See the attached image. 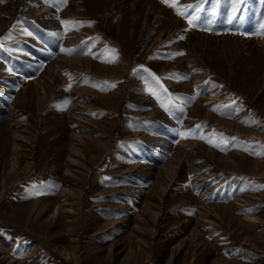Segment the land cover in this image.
I'll return each mask as SVG.
<instances>
[{"label": "rangeland", "instance_id": "1", "mask_svg": "<svg viewBox=\"0 0 264 264\" xmlns=\"http://www.w3.org/2000/svg\"><path fill=\"white\" fill-rule=\"evenodd\" d=\"M149 1L44 0L60 24L53 40L22 16L28 0H0V73L30 79L8 82L3 104L15 124L0 130L1 264H264V43L251 38H264V0ZM176 24L179 51L174 38L153 46ZM56 51L81 61L49 68ZM178 70L198 81L195 96L175 92ZM140 93L160 118L145 121ZM166 119L178 125L157 162L169 171L157 169L131 196L124 190L137 183L119 174L157 152L144 136ZM198 175L211 176L186 188Z\"/></svg>", "mask_w": 264, "mask_h": 264}, {"label": "bare ground", "instance_id": "2", "mask_svg": "<svg viewBox=\"0 0 264 264\" xmlns=\"http://www.w3.org/2000/svg\"><path fill=\"white\" fill-rule=\"evenodd\" d=\"M151 0L148 2V5L150 6V8L152 9V4H151ZM21 4V3H20ZM21 7V6H20ZM24 8V12L22 13V16L23 17H26V16H30L31 19L29 18H26L27 20L29 21H34L33 23H36L38 24L37 26H40L42 27V29H44V31H48L49 35L53 37V40L55 39V37L59 36L61 34L60 32V27H59V22L57 21V16H56V11L53 9V8H50L48 5L45 4L44 0H28V2L25 4V5H22V9ZM248 18H253L254 21H255V18L253 16H247V18L245 19L244 23H245V26H251L253 25L254 23L251 24L252 20H248ZM22 22V21H21ZM29 23V22H28ZM236 24V23H235ZM31 25V23H30ZM238 26V25H236ZM22 27V26H21ZM24 27V25H23ZM186 27V26H185ZM182 28H184V26H180V25H173V27L171 28V30L168 32L169 35L168 37H165L164 39L162 40H159L157 41L153 46H155L157 44V46L161 45V44H164L166 43L167 41H171V38H174L175 39V44L172 45V50H177L179 51V48L181 47V44H182V41L180 40V38H177V36L175 37V33L178 32V31H182ZM229 28V27H227ZM225 28V29H227ZM186 29V28H185ZM224 29V30H225ZM229 30V29H228ZM231 30V29H230ZM16 31L20 32V33H23L24 29L22 28H19L17 29ZM190 31V30H189ZM227 33V32H226ZM188 34V33H187ZM209 35H214L215 33L212 31L210 33H208ZM225 33H221V35H224ZM239 34V33H238ZM20 35V34H19ZM18 35V36H19ZM22 35V34H21ZM160 35V34H159ZM23 36V35H22ZM161 36V35H160ZM243 36V35H242ZM48 37V36H47ZM27 38V37H26ZM251 38H254L255 40L257 41H260L261 43H264V38H258V37H251ZM250 38V39H251ZM20 37H16L14 39H11V43H15V42H19ZM48 40V39H47ZM52 40V41H53ZM173 40V39H172ZM188 40V38H187ZM28 41H33L31 42L32 44H35L38 48L39 46L43 45V42L41 41H36V38L31 35L29 40ZM19 44V43H18ZM35 47V48H37ZM46 48V46H44ZM51 50V49H49ZM44 51V50H43ZM47 51V49H46ZM50 52V51H48ZM28 56V55H27ZM51 56V55H50ZM20 56H18L19 58ZM23 57V56H21ZM53 59L52 61L48 64V67L49 68H52L53 66L54 67H57L58 69L60 70H69L71 68V66L73 64H77V63H80L79 61H81V57L80 56H69V55H66L64 53H61V52H58L56 51L55 53H53ZM16 59V58H15ZM31 61L33 63H38L40 60L34 56H32L31 58ZM185 60V59H184ZM36 67V66H35ZM7 70V68L5 69ZM4 70V71H5ZM187 70V69H186ZM57 71V70H56ZM72 71V70H71ZM163 73H165L163 71ZM162 73V74H163ZM15 73H10V72H1L0 73V82H7V84L5 85L4 84V87L0 89V99L3 97L5 102H2L0 100V130H5V132H8V129L10 127H12L15 123H13L11 121V119L9 118V113H5V104L7 101H6V95H8L9 92L12 91L13 89V84L12 83H8V82H15V81H20V79H24L26 80V84H29V80L28 79H25L22 74L20 75H13ZM176 81H173V84L178 88L177 90H175V92L177 93H188V94H191L192 96H195V94L197 93V87L196 86V83L198 82L196 79H193L192 76L190 77L189 76V72L183 70V71H180L178 70V72L176 73ZM195 77V76H194ZM115 78V77H114ZM32 80L34 81V83L38 84L40 86V89H41V92L43 94V96L45 97L46 99V93H45V90L44 88L41 87V84H40V79L37 77V78H32ZM198 84V83H197ZM198 86V85H197ZM138 88H142V85H139ZM199 89V88H198ZM144 92V91H143ZM178 95V94H177ZM179 97V96H177ZM186 97V96H184ZM140 98L141 99H144L145 98V94H141L140 93ZM190 98V97H189ZM188 98V99H189ZM206 101H213L215 100V98H213L209 92L208 94L204 97ZM180 99L182 100L183 98L180 96ZM185 99V98H184ZM186 100V99H185ZM144 102L146 106L149 107V112H148V115L144 116L145 118V121L147 120H151V118H160V116L163 115V113L161 112L160 109H158L156 107V105L154 104V102H152L150 99H144ZM187 103V102H186ZM72 109L73 108H76L75 105H77L76 102H73L72 103ZM79 105V104H78ZM188 105V104H187ZM71 109V108H70ZM193 108L190 106L189 107V112H191ZM241 116V115H239ZM68 117L69 118H73V116H70L68 114ZM80 119V118H79ZM152 121V120H151ZM162 122V121H161ZM165 126V124L167 125V128L165 130H162L161 129V132L160 133H155L153 132L152 133H146V135L144 136V141L148 144V145H151L152 147H154L157 152H154L152 153V156L150 157V154L147 155V156H143L142 159H138L136 160L135 162V169L132 170V169H129V168H125L122 170V172L119 174L120 176L123 174H130V177L132 178V180H134L137 184H132L131 186H129L128 188H126L124 191H126V193H129L131 196H138V194L141 192V190H143V187H142V180H145L147 179L149 176H151L152 174H154V172L158 169V161L162 159L163 157V154L169 150V146L172 144L173 140H174V134L176 135L177 133V123L175 121H170V120H165L164 122H162ZM168 126L171 127V129H168ZM163 128V127H162ZM164 129V128H163ZM7 130V131H6ZM12 145H11V158H12V165H13V168H17L19 169L20 167V162H19V148H20V145H19V142L22 141V142H25L26 141V138L24 135H22V133L18 130V131H12ZM183 133V132H182ZM184 134V133H183ZM182 134V135H183ZM76 140H79L81 141V137L79 135L76 136ZM183 137V136H182ZM256 136H252L251 138H255ZM181 139V138H180ZM184 149L185 147H195L196 146V143L195 142H191V144H187L185 141H183L182 139L178 142ZM151 158H152V161H151ZM183 162V161H182ZM179 165V164H177ZM182 166V165H180ZM180 166H177L175 167L178 168V170L180 171L181 167ZM172 167V166H171ZM180 167V169H179ZM174 169V170H175ZM183 169V168H182ZM159 170V171H158ZM157 171L160 172V174L162 173H166L169 171V167L168 165H162L159 167ZM173 170V169H172ZM171 170V171H172ZM173 170V171H174ZM177 171V170H176ZM175 171V172H176ZM181 173V172H179ZM212 173V172H211ZM184 174V173H183ZM178 175H181V174H178ZM211 175H214V174H211ZM211 175H198L193 181L192 183H187L186 185V188L187 187H190L192 186V188H201L204 183L206 182V180L211 176ZM126 176V175H125ZM182 176V175H181ZM183 177V176H182ZM181 179V177H180ZM189 181V180H188ZM191 181V180H190ZM224 181H226V178H224L222 181H220L217 185L219 186L220 184H222ZM144 182V181H143ZM190 185V186H189ZM177 188V187H176ZM185 189V188H184ZM66 190H62L60 192V194H64ZM179 192V191H178ZM164 193V192H163ZM164 195V194H163ZM207 195V192H202V195H201V200L205 201V196ZM165 197V196H164ZM168 197V196H167ZM166 197V198H167ZM200 200V201H201ZM201 201V205H202V209L206 208L208 210V212H211V208L209 207L210 204L208 203H205ZM127 204L124 205V208H122V211H128L129 209L127 208ZM182 206V205H181ZM60 210V206L57 205L56 209H55V213L59 212ZM147 210V209H146ZM210 210V211H209ZM130 211V210H129ZM160 211V210H159ZM166 212V211H165ZM207 212V213H208ZM215 212V211H214ZM206 213V214H207ZM158 214V213H157ZM162 215V214H161ZM185 219V218H184ZM191 219H185V223H188L190 222ZM128 220H124V222H127ZM194 238H197L199 237V232L198 231H195L194 232ZM193 238V239H194ZM200 243V242H199ZM182 246V245H181ZM1 251H0V264L3 263V257H1ZM14 260L12 262H9L8 264H13Z\"/></svg>", "mask_w": 264, "mask_h": 264}, {"label": "snow or ice", "instance_id": "3", "mask_svg": "<svg viewBox=\"0 0 264 264\" xmlns=\"http://www.w3.org/2000/svg\"><path fill=\"white\" fill-rule=\"evenodd\" d=\"M62 2L63 3H66V0H62ZM162 2H164V3H170V0H162ZM170 6L176 7V3L175 2H171L170 3ZM145 71H148V70L145 69ZM149 74L153 77V79H155L157 82H159V79H160L159 77H156L154 73H149ZM165 91H167V90L165 89ZM262 147H264V146H262ZM259 154L260 155H264V152H261Z\"/></svg>", "mask_w": 264, "mask_h": 264}]
</instances>
